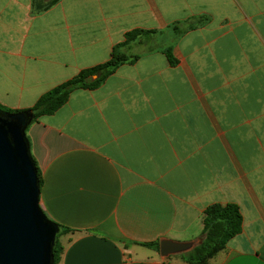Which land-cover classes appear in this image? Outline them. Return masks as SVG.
<instances>
[{"label": "crops", "instance_id": "1", "mask_svg": "<svg viewBox=\"0 0 264 264\" xmlns=\"http://www.w3.org/2000/svg\"><path fill=\"white\" fill-rule=\"evenodd\" d=\"M134 29L157 32L137 62L27 130L41 207L71 229L60 264H188L144 244L201 239L213 204L243 229L209 264H264V0H0V104L32 108Z\"/></svg>", "mask_w": 264, "mask_h": 264}, {"label": "water", "instance_id": "2", "mask_svg": "<svg viewBox=\"0 0 264 264\" xmlns=\"http://www.w3.org/2000/svg\"><path fill=\"white\" fill-rule=\"evenodd\" d=\"M34 119L32 111L0 109V264H54L62 232L40 204L41 184L27 136ZM199 243L162 238L159 253L185 255Z\"/></svg>", "mask_w": 264, "mask_h": 264}, {"label": "trees", "instance_id": "3", "mask_svg": "<svg viewBox=\"0 0 264 264\" xmlns=\"http://www.w3.org/2000/svg\"><path fill=\"white\" fill-rule=\"evenodd\" d=\"M52 3H54V1H52L50 4ZM198 22L199 24L204 23V21L201 20ZM179 24L180 23L174 24L172 28H174L176 31H179ZM156 33V31H145L141 29H134L127 32L125 35V40L113 48L111 57L107 62L93 68L80 71L78 75L43 94L32 108L27 109L28 111H32L35 116V119L32 123L36 122L43 116L54 115L65 104H67L71 94L74 91L96 90L100 88L105 83V81L121 66L125 64H134L137 62L140 58V55L130 54L132 44L138 42L143 37L148 38L152 34ZM163 53L166 55L171 66L176 65L177 59L173 55V48L171 46L166 48ZM94 76H97V78L93 79ZM0 109L9 113H20L27 111L6 109L1 104ZM34 162L42 187L43 180L35 158ZM203 224L204 229L200 243L192 251L182 255L183 259L188 264H209L210 260L214 256L224 250L228 243L242 232L243 216L239 206L236 204H213L206 208L204 212ZM59 226L62 229L60 235L71 231V229L67 227L61 225ZM144 246L154 249L157 252L160 250L159 242L144 244ZM62 251L63 247L58 239L57 246L54 249V264H60Z\"/></svg>", "mask_w": 264, "mask_h": 264}, {"label": "rangeland", "instance_id": "4", "mask_svg": "<svg viewBox=\"0 0 264 264\" xmlns=\"http://www.w3.org/2000/svg\"><path fill=\"white\" fill-rule=\"evenodd\" d=\"M47 1H49V0H47ZM258 97L262 98V95H258Z\"/></svg>", "mask_w": 264, "mask_h": 264}]
</instances>
